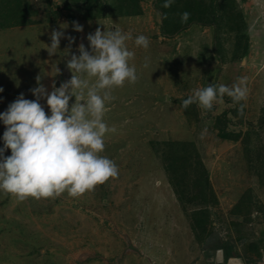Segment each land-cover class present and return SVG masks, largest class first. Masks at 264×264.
I'll list each match as a JSON object with an SVG mask.
<instances>
[{"label": "rangeland", "instance_id": "rangeland-1", "mask_svg": "<svg viewBox=\"0 0 264 264\" xmlns=\"http://www.w3.org/2000/svg\"><path fill=\"white\" fill-rule=\"evenodd\" d=\"M190 1L164 8L165 0H0V112L21 92L35 99L29 89L37 75L49 91L53 81L70 79L67 60L79 55L80 43L88 47L97 27L131 32L129 64L140 77L113 91L105 116L116 131L106 134L100 155L116 163L117 177L75 198L65 192L18 201L0 191V264H121L125 257L133 264H208L220 238L264 264V0H201L214 8L203 14ZM40 3L49 17L30 22L28 8ZM193 3L194 22L175 30L173 19L191 13ZM62 23L75 42L62 38L50 57L45 47ZM141 34L150 38L147 49L135 45ZM239 78H246V100L225 95L206 113L197 104L182 107L193 89ZM40 103L50 114L46 100ZM5 127L0 121V147ZM183 143L187 161L205 172L207 201L192 196L199 190L193 168L183 180L166 168ZM232 259L244 264L234 256L228 264Z\"/></svg>", "mask_w": 264, "mask_h": 264}, {"label": "clouds", "instance_id": "clouds-1", "mask_svg": "<svg viewBox=\"0 0 264 264\" xmlns=\"http://www.w3.org/2000/svg\"><path fill=\"white\" fill-rule=\"evenodd\" d=\"M173 2L165 0L163 7L169 8ZM180 17L181 23H187L190 13L185 11ZM68 27L62 23L61 30L51 31V43L45 47L50 57L58 53L62 38L69 45L75 42L76 38L64 31ZM72 27L77 32L83 31V25L77 21L72 22ZM86 39L88 47L80 43L79 55L73 53L67 60L70 79L59 87L53 81L49 91L37 75V86L29 89L35 99H26L21 92L0 112V121L6 126L0 147V191L18 201L28 197L56 198L65 192L79 197L118 176L116 163L100 153L105 151L106 134L116 131L105 121L111 110L109 105L116 99L113 91L124 87L125 82L135 84L140 78L136 66L129 64L135 58L127 46L133 36L115 25L104 31L97 27ZM134 42L144 49L150 46V38L143 34L135 37ZM149 63L145 57L143 67L148 68ZM59 73L55 65L54 76ZM3 91L0 87V92ZM248 92L246 78H239L231 86L210 83L193 89L182 100V107L197 104L206 113L213 109L214 102L223 103L225 95L238 103L247 99ZM42 99L46 100L50 114L40 103ZM245 106L240 105L241 115ZM206 131L201 133L202 139ZM9 149L11 154L6 156Z\"/></svg>", "mask_w": 264, "mask_h": 264}, {"label": "trees", "instance_id": "trees-1", "mask_svg": "<svg viewBox=\"0 0 264 264\" xmlns=\"http://www.w3.org/2000/svg\"><path fill=\"white\" fill-rule=\"evenodd\" d=\"M190 1V0H189ZM192 3V1H190ZM196 2H198L200 4V7L198 10L201 12V14L203 13H207L208 11H210L211 13L214 12V8L213 7H207L205 6L204 7V4L201 2V0H197ZM132 3H135V1H133ZM225 4L222 2V5H220L221 7L224 6ZM192 12L190 13V17L187 21V23H181V17L180 15H177L176 19H173L174 20V23L172 25V27L175 29V30H180L181 28H184V27H187L188 24L194 22L195 20V17L197 16V7H196V4L193 3V7H192ZM89 12H90V15L91 14V10L89 9ZM198 18L201 19V17L198 16ZM179 19V20H178ZM176 32V31H175ZM242 37H244L243 35H241ZM241 36H238L237 39H236V44L238 42H240V38ZM246 46V45H245ZM231 134L230 133H225V132H221L220 133V136L223 138V139H227L228 136H230ZM184 146H187L186 143H183V150L181 152V154H174L168 161V164H167V169H169L170 171H172V173H174L176 176L177 173L180 172L181 174V180H183L184 178H187V176L189 174H187V172L190 170V168L194 171L196 174H198L196 177V180L193 182L194 183V187H198L199 190L197 192V194H194L192 195L193 198L196 196L198 199H201L203 201H207V194L206 192H204V189H203V184L205 182H207L206 180H201V176H205V172L202 171L200 168H197L196 166H194L195 164L191 163V161H187V158H186V152L188 150L185 149ZM181 147V146H180ZM179 158H182L181 160ZM185 158V159H183ZM187 174V175H186ZM203 221L205 222V220L203 219ZM198 221H196L197 223ZM196 225V224H194ZM206 242V240H205ZM213 248H216V249H222L223 250V258H224V261L226 262L228 260V258L234 256V257H240L242 258V261L244 262V264H250V263H253V264H256V261L252 258H249L246 253H240V252H237L235 251V242L231 241V239H228V240H224V239H217L215 244L212 246ZM258 257L260 258V255L258 254ZM258 258V259H259Z\"/></svg>", "mask_w": 264, "mask_h": 264}, {"label": "crops", "instance_id": "crops-1", "mask_svg": "<svg viewBox=\"0 0 264 264\" xmlns=\"http://www.w3.org/2000/svg\"><path fill=\"white\" fill-rule=\"evenodd\" d=\"M46 11H47V13H46ZM48 11L49 10H46L45 4H43V3L37 4L36 7H34V8L33 7L28 8V18H29L28 20L30 22H35V20L38 19V18H40V20L44 19V15L45 14L49 17ZM48 17H47V19L49 20ZM124 240H126V244H128L129 237H124ZM128 260L129 259L125 257L121 264H133L132 262L128 263ZM148 260H149L150 264H152L151 260L150 259H148ZM143 261L144 260L142 258H140V262H139V260H137L136 264H142Z\"/></svg>", "mask_w": 264, "mask_h": 264}, {"label": "water", "instance_id": "water-1", "mask_svg": "<svg viewBox=\"0 0 264 264\" xmlns=\"http://www.w3.org/2000/svg\"><path fill=\"white\" fill-rule=\"evenodd\" d=\"M56 86H59V82L58 80H56ZM215 258H214V262H209L208 264H219L223 261V250L222 249H218L216 252H215ZM228 264V262H227Z\"/></svg>", "mask_w": 264, "mask_h": 264}, {"label": "bare ground", "instance_id": "bare-ground-1", "mask_svg": "<svg viewBox=\"0 0 264 264\" xmlns=\"http://www.w3.org/2000/svg\"><path fill=\"white\" fill-rule=\"evenodd\" d=\"M229 264H237V262H235L233 259L231 260V262Z\"/></svg>", "mask_w": 264, "mask_h": 264}]
</instances>
